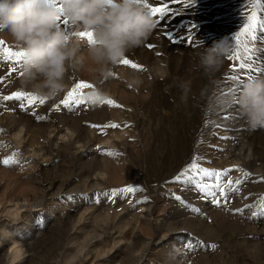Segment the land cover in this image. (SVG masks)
Instances as JSON below:
<instances>
[{"label":"rangeland","instance_id":"374dc122","mask_svg":"<svg viewBox=\"0 0 264 264\" xmlns=\"http://www.w3.org/2000/svg\"><path fill=\"white\" fill-rule=\"evenodd\" d=\"M149 3L171 10L124 57L142 69L120 63L99 80L70 68L66 89L43 105L3 99L34 92L21 83L23 58H4L20 46L0 33V264H264V129H251L239 104H216L239 95L229 76L264 77V34L250 43L251 70L234 73L228 57L212 73L199 64L223 39L234 54L253 0ZM80 82L93 85L80 90L86 103L62 104ZM95 89L120 107L90 103ZM194 157L231 169L221 178L227 202L172 182ZM128 187L137 191H119Z\"/></svg>","mask_w":264,"mask_h":264},{"label":"clouds","instance_id":"9594fccd","mask_svg":"<svg viewBox=\"0 0 264 264\" xmlns=\"http://www.w3.org/2000/svg\"><path fill=\"white\" fill-rule=\"evenodd\" d=\"M64 20L70 27L64 26ZM156 23L137 0H0V33H7L25 53L21 83L49 99L66 89L70 68L94 79H109L112 67L120 64L130 50L143 45ZM79 32H92L93 40L81 39ZM231 52L227 39L217 41L200 53V67L212 73ZM104 96L95 89L87 99L95 104ZM216 104L220 109L239 104L248 126L264 129V77L244 81L238 96L220 95Z\"/></svg>","mask_w":264,"mask_h":264},{"label":"snow or ice","instance_id":"6c2138e0","mask_svg":"<svg viewBox=\"0 0 264 264\" xmlns=\"http://www.w3.org/2000/svg\"><path fill=\"white\" fill-rule=\"evenodd\" d=\"M54 2L59 3V0H54ZM173 3H180L185 4L186 6H191L195 3V0H172ZM137 3L142 4L145 8L148 9L149 14L153 17L159 16L164 17L165 15L170 12L169 5L167 3H164L162 6L153 7L149 0H137ZM259 10V11H258ZM61 11H63V8L61 6ZM261 13H264V0H253V3L251 4V12L249 15H247L246 22L244 23L242 30L235 34L234 40H235V52L233 55H230L228 57L229 61H237L238 63L236 65H233V72L234 73H242L245 69L251 70L253 69V63H250V61L253 60V56L250 54L252 51V48L250 47V43L252 41L257 40V32L259 31L261 34H264V18L261 17ZM62 18H58L60 20ZM64 26H67V21H63ZM77 35L80 36L81 39H87L88 41L93 40V33L92 32H79ZM3 41H0V44H3ZM25 56V53L23 51L19 52H12L10 49L5 48L4 49V58L11 60L13 57H16L18 60L22 59ZM123 65H129L132 68H141L142 66L137 65L133 61H131L128 58H124L121 62ZM257 71L264 74V69H256ZM17 69L12 68L11 73H16ZM23 73L20 71L19 76H22ZM259 78L257 76L249 75L248 79H255ZM228 79L238 82L240 85H243V78L239 74H234L228 77ZM93 85L86 83V82H80L75 85V87L67 94V98L63 100L61 103L64 105H69L72 103L76 104H84L86 101L81 97V89L85 88H91ZM4 100H13L16 101H22L28 105H35L36 103H39L43 105L47 97L39 96L35 93L30 92H24V91H17L12 93V95H5L3 96ZM24 103H21L20 106L23 108ZM100 103L107 104L109 106L113 107H120L119 104H117L116 101L112 99H103ZM37 119H43L42 117H37ZM93 127H99L97 125H93ZM104 127H119L115 124L106 125ZM3 131V130H0ZM109 155H112L113 153H108ZM203 159L202 157H194L193 162L187 165L184 169H182L176 176L173 177L172 182L180 183V184H190L194 185L195 188L200 191L205 197H213L212 202L215 203L217 206H220L221 199L218 197L222 196L224 198V201L227 202V195L225 193V188L223 183L221 182V178L228 175V173L231 171V169H225L224 171H217L215 169H208L205 167H202L201 164L198 162L199 160ZM4 164H9L10 160L5 159L3 161ZM239 171H243L242 169H239V166H234ZM251 173L244 172L245 178L250 176ZM205 178H209L210 180H214V183H207L205 182ZM242 180L235 181V184L239 185L242 184ZM228 187L231 191L236 192L239 191L238 188H233L232 184L233 181L229 180L227 181ZM120 192H127V193H135L137 191L136 188L128 187L124 189H120ZM116 190H114L113 194H115ZM147 199V198H146ZM176 200H181L180 196H175ZM196 212H199L200 210L197 208L195 209ZM237 211H243L242 209H237ZM189 249L193 247L191 243L186 245ZM211 247L214 249L216 245H211Z\"/></svg>","mask_w":264,"mask_h":264}]
</instances>
